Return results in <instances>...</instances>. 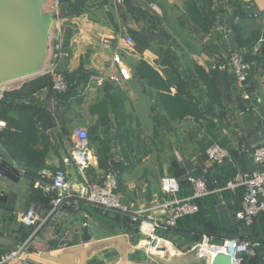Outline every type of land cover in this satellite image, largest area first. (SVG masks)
<instances>
[{
  "label": "crops",
  "instance_id": "obj_1",
  "mask_svg": "<svg viewBox=\"0 0 264 264\" xmlns=\"http://www.w3.org/2000/svg\"><path fill=\"white\" fill-rule=\"evenodd\" d=\"M62 3L72 57L61 69L69 77L70 88L55 96L47 74L28 78L22 85L28 88L30 99L17 98L15 103L25 112L20 117L33 119L32 128L27 126L25 131L31 138V151L23 161L8 150L3 152L21 179L0 176V195L4 197L0 208L17 217L13 230L0 236V250L30 241L37 256L35 264H57L35 253L59 251L55 249L57 234L64 233L68 246L61 251L72 250L75 264H83L85 254V264H116L140 251L127 231L126 223L131 228L139 226L131 223L132 215L118 217L114 211L79 202L63 207L34 231L20 222L18 214L38 206L43 219L49 215L51 195L38 183L51 184V174L67 167L65 159L71 157L74 147L72 132L79 126L90 134L92 165L85 174L100 180L114 161L119 165L122 202L134 203L135 210L147 209L146 214L156 220L163 217L164 176L183 179L188 173L208 171L212 187L219 188L220 174L227 183L238 173L260 171L263 165L251 158V151L264 138V50L247 53L251 63L248 97L231 72L215 69L213 63L225 60L232 51L248 48L264 35V0H228L219 9L212 0ZM151 3L162 12L152 10ZM127 37L134 43H127ZM116 54L127 66L129 79L120 74L113 60ZM170 103L178 105L173 106L174 113L182 110V103L197 107L185 111L188 123L178 128L190 133L188 149H177L176 135L168 141L140 139L141 134L154 136L171 125L168 131H177L174 122L164 119ZM216 140L231 154V161L217 167L206 156L207 147ZM145 148H152L151 153L145 154ZM71 166L79 182L81 172L75 164ZM182 186V195L192 194L187 182ZM242 192L212 193L216 225H206L201 232L181 226L169 230L159 252L210 264L191 253L193 245L205 233L213 237V243L234 236L251 239L258 250L256 258H244L243 264H264V213L252 225L238 221L234 211L240 207ZM208 201L204 199L202 206ZM1 222L2 226L14 224L10 217ZM17 223L25 228L17 229ZM124 236L126 243L117 240ZM112 239L115 242H107Z\"/></svg>",
  "mask_w": 264,
  "mask_h": 264
},
{
  "label": "built area",
  "instance_id": "obj_2",
  "mask_svg": "<svg viewBox=\"0 0 264 264\" xmlns=\"http://www.w3.org/2000/svg\"><path fill=\"white\" fill-rule=\"evenodd\" d=\"M76 1L78 0H68L69 3ZM119 1L123 2L124 0ZM212 1L216 9L228 4V0ZM55 4L57 8H60L63 3L61 0H55ZM150 8L156 13L162 12L155 3H151ZM126 42L133 44L134 40L132 37H127ZM263 50L264 35L259 37L251 48L232 51L225 60L213 63V67L221 71L231 72L245 96L248 97L251 63L247 60L246 54L250 51L261 53ZM71 57V43L68 41L62 19H59L53 39V56L46 72L50 77V86L55 95L65 94L70 88V82L62 71L61 65L69 61ZM113 60L119 65V72L122 77L129 79L130 73L123 63L122 57L116 54ZM6 127H8L7 121L0 118V130ZM72 136L74 147L71 157L65 159L67 167L59 168L51 174V184L44 185L41 181L38 183L51 195L49 215L43 219L38 211V206H31L18 214L20 222L27 227L35 228L34 231H37L51 215L63 207L84 202L114 211L118 217L126 214L132 215L131 223L139 224L138 228L141 232H144L146 228L150 235L151 248L155 250L158 247L161 248L162 241H164V237L157 234V227L175 230L180 219L198 213L201 210L203 200L214 192L243 190L240 207L234 211V216L246 225H252L256 218L264 213V138L251 151V158L262 164L263 168L250 174L238 173L219 188L212 187V179L209 177L208 171L188 173L183 179L174 175L164 176L161 180L162 190L172 198L163 204L161 220H156L146 214L147 209L135 210L134 203L124 204L122 202V193L119 188V165L114 161L109 162L107 170L100 180H92L86 175L85 170L92 165L89 131L84 127H75ZM206 156L211 165L216 167L231 161L229 149L217 140L207 147ZM3 160L0 153V164ZM73 164L81 172L79 182L76 184L68 171V168ZM185 182L192 187L191 195H182V184ZM57 239L59 243L55 245V249L65 250L64 246L66 247L68 244L65 242L64 233H58ZM212 239L211 235L205 233L202 240L193 245L197 257L207 259L210 264H212V258L218 253L229 255L232 264H243L244 258H256L258 256L256 244L251 239L232 236L226 237L221 243H213ZM35 261H37V256L34 255V251L28 242L12 250H0V264H35Z\"/></svg>",
  "mask_w": 264,
  "mask_h": 264
},
{
  "label": "water",
  "instance_id": "obj_3",
  "mask_svg": "<svg viewBox=\"0 0 264 264\" xmlns=\"http://www.w3.org/2000/svg\"><path fill=\"white\" fill-rule=\"evenodd\" d=\"M64 15L65 12L56 7L55 0H0V89L13 82L46 74L53 56L56 25ZM68 171L76 184L78 177L74 167H69ZM0 173L17 182L21 179L20 172L6 160L0 164ZM3 198L0 195V200ZM117 240L127 242L125 237ZM36 254L57 264H75L72 250L37 251ZM82 261L85 264L86 254ZM211 263L232 264V259L225 253H218ZM116 264L147 263H129L126 258Z\"/></svg>",
  "mask_w": 264,
  "mask_h": 264
},
{
  "label": "rangeland",
  "instance_id": "obj_4",
  "mask_svg": "<svg viewBox=\"0 0 264 264\" xmlns=\"http://www.w3.org/2000/svg\"><path fill=\"white\" fill-rule=\"evenodd\" d=\"M26 83V79L25 80H21L18 82H13L10 84L5 85L4 87H2L0 89V97L3 96L5 97V95L7 94H17L16 92L19 91V94L22 95V97H27V99H30L28 96L29 95V90L28 88H26L25 85ZM20 87V88H19ZM15 89V90H14ZM15 95H13L12 98H14ZM11 98V97H10ZM173 106L177 107L178 105L174 104L172 105V103H170V107L166 110L167 112V117L165 116L164 119L168 120L170 123L174 122L177 125V131L176 132H172V131H168L171 127H173V125L169 126L167 129L165 128H161V129H165L159 132H155L154 136L153 135H145V136H140V139L144 140L146 138H148V140H152L154 138L157 139H161V140H172L174 135L177 136L175 143H177V149H179V147H182L185 149H188L190 146V142H189V135L190 133L188 131H179V127L187 125L188 120L186 119V115H185V111H191L192 108H197L195 107L196 105L194 104H183L182 103V110L177 111V112H173V110H177V109H173ZM193 106V107H192ZM17 107V105H16ZM182 112V113H180ZM187 121V122H186ZM81 127V126H79ZM198 136V133H196V137ZM145 154H150L152 151V148H145L144 149ZM1 183V181H0ZM162 194L165 196V201H168L170 199V196L167 195L166 193H164L162 191ZM10 215H13L12 217ZM12 218L14 224L13 226L11 225H6V226H2V222L1 221H5L6 218ZM17 222V217L14 216V214H10L7 211H4L3 209L0 208V236L3 237L4 233L6 231L11 232V230H13L15 223ZM10 223V222H9ZM128 225L129 230H127L128 234H130V236L133 238L132 241L134 242V244L138 247V250H136V255H129V263H147V264H200L198 261H188V260H184V258H176L173 256V254L169 253V252H163L160 253L159 251L161 250L160 247H158L157 249H151L152 244L150 243V235L147 233L146 228L144 229V232H141V230H139V228L133 227L131 228V224L130 223H126ZM17 229H21V228H25L23 227L21 224L17 223L16 226ZM26 230V229H25ZM31 232V231H30ZM157 234L165 237L166 235H168L169 230L162 228L161 226L157 227ZM125 237V236H124ZM127 238V236H126ZM23 242V241H22ZM20 243L24 244V243ZM26 242H30V241H26ZM164 242V241H162ZM31 244V243H29ZM163 249V248H162ZM135 251V249L133 250ZM138 252V253H137ZM191 253L192 254H196V249H194L192 247L191 249ZM197 256V255H196ZM201 260H204L205 258H200ZM205 263H208V260L205 259L204 260Z\"/></svg>",
  "mask_w": 264,
  "mask_h": 264
},
{
  "label": "trees",
  "instance_id": "obj_5",
  "mask_svg": "<svg viewBox=\"0 0 264 264\" xmlns=\"http://www.w3.org/2000/svg\"><path fill=\"white\" fill-rule=\"evenodd\" d=\"M61 2L66 3L67 0H61ZM253 44L254 42L249 46V48H251ZM250 53H252V51ZM249 55L250 54H246L247 60L249 58ZM65 75L69 80L68 75L66 73ZM16 93H18V95L7 94L5 95V97H2L0 99V118L5 119L8 123V127L0 130V153L4 159L3 152L5 150H8L13 158H17L18 160L23 161L26 159L25 154H29V152L31 151L29 147L31 143V138H29V136L26 134L25 131L27 126L32 128L33 119L32 118L27 119V117H24L27 120L23 122L21 121L24 118L20 116H24L25 112L24 110H20L18 108L19 105H17L16 107L15 102H17V98H23V97L22 95L19 94V92ZM13 95H15L14 98H12ZM220 180H221V186L223 183H226V180H224L221 174H220ZM212 196H214V194L207 197L209 201L208 203H206L207 204L206 207L201 205V210L198 213L191 216H185L182 219H180L178 221L177 227L181 226V228L188 230L194 227L195 230L201 232L204 230L203 228H205L206 225L215 226L216 225L215 221L217 218L216 207H215L216 202L212 199Z\"/></svg>",
  "mask_w": 264,
  "mask_h": 264
}]
</instances>
